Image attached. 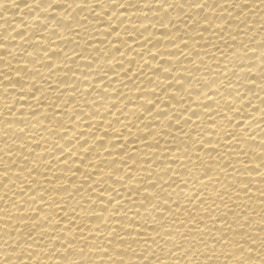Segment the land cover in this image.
Wrapping results in <instances>:
<instances>
[{"label": "bare ground", "instance_id": "bare-ground-1", "mask_svg": "<svg viewBox=\"0 0 264 264\" xmlns=\"http://www.w3.org/2000/svg\"><path fill=\"white\" fill-rule=\"evenodd\" d=\"M0 264H264V0H0Z\"/></svg>", "mask_w": 264, "mask_h": 264}]
</instances>
